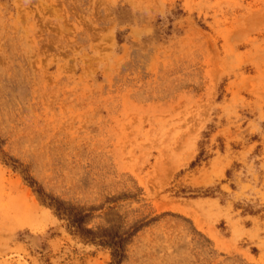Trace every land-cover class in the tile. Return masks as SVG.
Returning <instances> with one entry per match:
<instances>
[{
  "label": "rangeland",
  "instance_id": "374dc122",
  "mask_svg": "<svg viewBox=\"0 0 264 264\" xmlns=\"http://www.w3.org/2000/svg\"><path fill=\"white\" fill-rule=\"evenodd\" d=\"M0 264H264V0H0Z\"/></svg>",
  "mask_w": 264,
  "mask_h": 264
}]
</instances>
